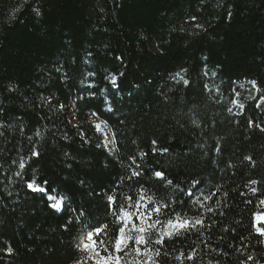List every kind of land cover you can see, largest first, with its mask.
I'll return each instance as SVG.
<instances>
[{
    "label": "trees",
    "instance_id": "1",
    "mask_svg": "<svg viewBox=\"0 0 264 264\" xmlns=\"http://www.w3.org/2000/svg\"><path fill=\"white\" fill-rule=\"evenodd\" d=\"M261 95L264 0H0V264H91L78 246L91 225L117 228L108 195L203 220L165 246L147 233L121 264H264ZM193 180L216 193L203 207Z\"/></svg>",
    "mask_w": 264,
    "mask_h": 264
},
{
    "label": "snow or ice",
    "instance_id": "2",
    "mask_svg": "<svg viewBox=\"0 0 264 264\" xmlns=\"http://www.w3.org/2000/svg\"><path fill=\"white\" fill-rule=\"evenodd\" d=\"M39 14V13H37ZM195 19V17H193ZM197 27H200L197 25ZM117 60H121L122 57H117ZM91 75V73H90ZM120 76H124V73L121 72ZM177 76H180V73H177ZM109 83L112 85L113 89L119 90L118 76L115 74H110L107 77ZM180 79L183 80L184 85L187 87L190 84L189 80L183 79V76H180ZM252 88L256 89L257 92H261L262 89L257 85L256 81H251ZM207 87V85H205ZM243 87V85H241ZM139 86L133 85L132 88L128 89L129 92L138 91ZM261 100H264V95H261ZM235 103V101H234ZM259 106V104H258ZM231 111V109H229ZM251 126V123H250ZM99 128V125H96ZM155 144V141L153 142ZM100 147V145H98ZM106 147V145H105ZM165 151H167L165 149ZM32 156L38 158L40 153L37 151L32 152ZM248 159V158H246ZM21 168H24V163L21 162ZM31 167V165H29ZM18 175H20L18 173ZM155 177L162 178L164 173L162 171H155ZM139 177L140 180H135V183H141L143 179L142 173L139 170H133L132 178ZM171 183V181H169ZM251 185H256V180H251L249 182ZM27 188L34 193L43 194L45 193V187L40 186L36 180H31L27 182ZM192 191L187 194L188 200L193 204L204 206V200L212 199L216 193H211L210 195L204 194V186L201 181L193 180L192 181ZM143 184L141 183V189ZM249 191L253 194H256L258 189L252 187ZM199 193V195H197ZM203 197V199H201ZM48 200H54V197L49 196ZM151 199L150 197L148 198ZM125 200L128 201L127 207L117 204V198L114 195H108V210L115 216V223L117 228L110 232L109 226L100 225H91V230L87 231L84 239L80 241L79 249L80 251L87 254V259L92 260L93 264H121V261L124 260V257L129 254V251H134L136 257H141V247L135 246H145L144 251H147L146 245L150 242L147 237V233L160 229L161 234L158 239L154 241L156 245L165 246L167 237L168 240H173V238H179L185 233H189L193 230H199V227H203V220L201 218H196L194 221L189 220L188 218L181 217L176 215L175 218H167L162 221L161 216L169 217L170 213L167 211L171 206L170 205H161V206H148L144 204L145 196L139 195L136 199H133L131 196H126ZM261 204H264V200L260 201ZM53 209L59 210L61 205L60 201H55L50 205ZM207 211L211 212L212 209L208 208ZM257 220L262 219L261 216H256ZM253 227L256 228V232L264 236V229L257 227L256 224H253ZM135 233V235H133ZM132 242V244L129 243ZM13 249L11 247L6 249L7 254H11ZM167 255V253H164ZM155 255L159 257L161 251L159 248L155 250ZM176 259H180V256H177ZM185 259L192 261L195 257L191 254L185 256ZM249 260H252V257H248ZM149 261L152 264H155V261L152 257H149L147 260H137L128 261L126 264H149ZM77 264H80L78 261Z\"/></svg>",
    "mask_w": 264,
    "mask_h": 264
},
{
    "label": "rangeland",
    "instance_id": "3",
    "mask_svg": "<svg viewBox=\"0 0 264 264\" xmlns=\"http://www.w3.org/2000/svg\"><path fill=\"white\" fill-rule=\"evenodd\" d=\"M94 125H95L96 130L103 135V143H104V145H106V148L107 149L110 148V135H109L108 130L102 124H100L99 122L94 121ZM96 125H99V128H97ZM52 202L54 203L55 201L52 200ZM258 215L261 216L262 219L257 220L256 219L257 215H256L255 216L256 223H259V222H263L264 223V215L263 214H258ZM90 262H91V264H93L92 260H90Z\"/></svg>",
    "mask_w": 264,
    "mask_h": 264
}]
</instances>
